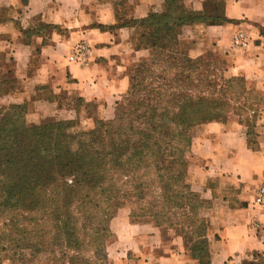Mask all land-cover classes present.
<instances>
[{"label": "trees", "instance_id": "obj_1", "mask_svg": "<svg viewBox=\"0 0 264 264\" xmlns=\"http://www.w3.org/2000/svg\"><path fill=\"white\" fill-rule=\"evenodd\" d=\"M226 22L222 0H208L204 12L165 0L161 12L129 22L149 56L129 78L127 109L95 118L90 130L81 128L84 115L29 124L28 103L0 107V264H108L111 222L123 207L160 229L179 228L190 259L213 264L211 203L189 176L194 131L230 123L233 101L254 100L255 89L228 77L227 65L224 74L191 58L181 35L184 26ZM14 82L0 62V100ZM242 264H264V255Z\"/></svg>", "mask_w": 264, "mask_h": 264}, {"label": "crops", "instance_id": "obj_2", "mask_svg": "<svg viewBox=\"0 0 264 264\" xmlns=\"http://www.w3.org/2000/svg\"><path fill=\"white\" fill-rule=\"evenodd\" d=\"M222 1L228 22L184 26L182 42L191 44V58L221 59L229 77H245L264 92V0ZM207 2L190 0L196 12H204ZM164 3L0 0V57L11 64L7 72L15 79L11 100L30 103L35 123L84 115L91 128L95 118H114L130 87L127 64L149 56L139 50L137 27L128 23L161 12ZM241 33L248 41L244 49L234 44ZM82 42L90 47L87 66L69 60ZM77 100L85 106L78 109ZM190 161L193 190L215 204L207 214L213 264H241L244 257L264 252V207L252 204L264 184V138L250 148L238 121L207 123L198 129ZM111 231L110 264H196L179 233L173 230L167 240L151 222L133 221L128 207L119 210Z\"/></svg>", "mask_w": 264, "mask_h": 264}, {"label": "rangeland", "instance_id": "obj_3", "mask_svg": "<svg viewBox=\"0 0 264 264\" xmlns=\"http://www.w3.org/2000/svg\"><path fill=\"white\" fill-rule=\"evenodd\" d=\"M205 61L206 62H211V63L216 62L218 64L219 70L222 73L225 74L226 62H224L223 60H221V59H214L209 54L205 58ZM0 62L3 65L4 71H5L8 79L15 81V79L12 76H9L8 75V72H7L8 71L7 69L10 68V65L11 64L8 61H5L3 59H1ZM138 62H139L138 60L137 61L131 60L129 62V64H127L126 74H127L128 78H131V77H134L135 76V73H136V70H137V66L139 64ZM136 78H137V82H139L140 80H142V77H139L138 78V76H137ZM146 82H149L148 77H147ZM156 82H158V80ZM149 83H151V82H149ZM155 85H157V84H155ZM246 87L247 88H254L253 86H251L250 82L247 81V80H246ZM12 88H15V82H14L13 85H11V89ZM14 94L15 93H12V95H14ZM254 94H255V97L256 98L254 100L250 99L249 101H246L244 103V105L238 104L239 103L238 102L239 100L238 101H236V100L233 101V104L232 105L235 106L237 109H234V110L231 111L232 112V115L230 116L231 117L230 118V122H232V121H238L239 123H242V125L244 127V130L246 128V130H248L250 132L249 133L250 134L249 139L254 144L253 145L254 149H256V148H258V145H255V144H257L262 138H264V92H259V91H257L255 89ZM10 96H11V93H10ZM10 96H8V97L0 100V107H2L4 105H7L8 106L10 103H14L11 100ZM128 105H129V101L127 100V96H125L124 99H123V101H122V106L120 108V111H118V112L123 113L127 109ZM92 109H93V107L91 108V111H92ZM28 110H29V118L27 120L29 121V124H39V123L32 122L34 118L32 117V115H31L32 113L31 112L34 110V108H33V106L30 103H28ZM52 120H58V118H48V119L44 120L43 122L52 121ZM202 125H204V124H202ZM202 125L198 126L195 129V131H194L195 138H196L198 129ZM77 126H78V124H77ZM81 128L83 130H90V128L88 127V125H85V124H82ZM254 142H256V143H254ZM255 197H254V200H255ZM254 200H253V202H254ZM253 202H252V204H253ZM210 203H211V207L208 208L206 211H204V216L207 219L208 224H209V228H208V238H209V235H210L209 233H210V229H211L212 226H211L210 219L207 217V214L215 206V204H213V202H210ZM253 206L256 207L254 204H253ZM258 208H262V207H258ZM132 220L135 221V222H144V221L145 222H150L149 219H145V218H141V219H139V218H135V219L132 218ZM162 229L164 230V234H165L164 236H165V238L167 240L170 239L168 235L169 234L172 235V231L173 230L175 232L181 234L179 228L164 227ZM209 240H210V238H209ZM113 241H114V235L112 234L110 236V239H109L108 243H107V246L110 243H112ZM210 243H211V240H210ZM61 254L62 253H59V255H61ZM259 254L264 255V252H255L253 254H250V255H248V256H246V257L243 258L242 263L244 261H251V260H253L254 255L256 256V255H259ZM187 255L189 257L188 251H187ZM5 261H10V262H12V264H16V263H14L11 260H5ZM108 264H110V262Z\"/></svg>", "mask_w": 264, "mask_h": 264}, {"label": "built area", "instance_id": "obj_4", "mask_svg": "<svg viewBox=\"0 0 264 264\" xmlns=\"http://www.w3.org/2000/svg\"><path fill=\"white\" fill-rule=\"evenodd\" d=\"M234 44L238 49L246 48L248 45V41L245 34L243 33L239 34L235 38ZM89 58H90V47L86 43L82 42L75 47L69 60L71 62L79 63L84 66H87L90 61ZM253 204L256 207H264V184L258 189Z\"/></svg>", "mask_w": 264, "mask_h": 264}]
</instances>
